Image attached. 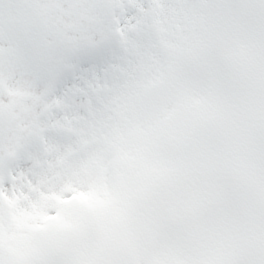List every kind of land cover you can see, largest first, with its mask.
Returning a JSON list of instances; mask_svg holds the SVG:
<instances>
[{
    "label": "snow or ice",
    "instance_id": "obj_1",
    "mask_svg": "<svg viewBox=\"0 0 264 264\" xmlns=\"http://www.w3.org/2000/svg\"><path fill=\"white\" fill-rule=\"evenodd\" d=\"M0 264H264V0H0Z\"/></svg>",
    "mask_w": 264,
    "mask_h": 264
}]
</instances>
